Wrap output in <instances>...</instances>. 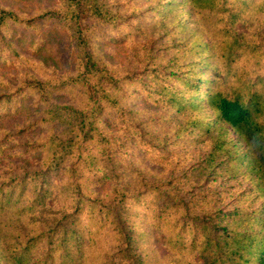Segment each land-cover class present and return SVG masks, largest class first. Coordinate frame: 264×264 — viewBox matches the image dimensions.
I'll use <instances>...</instances> for the list:
<instances>
[{
    "label": "trees",
    "instance_id": "trees-1",
    "mask_svg": "<svg viewBox=\"0 0 264 264\" xmlns=\"http://www.w3.org/2000/svg\"><path fill=\"white\" fill-rule=\"evenodd\" d=\"M261 11L0 0V264H264ZM179 143L207 151L164 181Z\"/></svg>",
    "mask_w": 264,
    "mask_h": 264
},
{
    "label": "rangeland",
    "instance_id": "rangeland-1",
    "mask_svg": "<svg viewBox=\"0 0 264 264\" xmlns=\"http://www.w3.org/2000/svg\"><path fill=\"white\" fill-rule=\"evenodd\" d=\"M115 5V4H114ZM257 23L261 24L263 23L264 24V11L262 12H259L257 14H255L254 18H253ZM107 28V27H105ZM109 29V28H108ZM109 30H112L109 29ZM127 31V29L124 28L123 30V34ZM3 42V41H2ZM0 41V46L3 45ZM264 44V42H262ZM240 65H241V69L240 71H244L246 72V70L250 69V62L248 61H241L240 62ZM1 66V73H2V78H1V90L3 89V92H8L10 86L12 83H10L7 79H6V70L3 68V64L1 62L0 64ZM173 126H174V123H167L166 124V127H168L166 130L170 131L173 129ZM106 130V129H105ZM122 130H125V129H122ZM107 132V131H105ZM118 138V137H117ZM120 138H118L117 140H119ZM128 141V139H127ZM183 145L182 143H179L178 145V148L177 149L179 151V155L177 156V153L171 157H166L165 160H166V163L164 162L163 164L161 163H158L159 166H156V167H153V168H150V170L152 171V173H156L158 174V172H162V175L158 176L159 178H162L164 181H166L168 178H170L171 176H175V175H178V176H183V175H187V177L191 180L192 179V174L193 173H196L197 174V168L200 166L199 164L197 165V162L202 158V156L200 154H202L203 152L205 153L207 150L204 148V146H196V145H191L189 144V147L185 148V150L183 149ZM187 145V144H186ZM127 146H130V143H127ZM144 151L151 156V149H144ZM155 153L156 150L154 151ZM138 150L135 149V147H133V150H132V154H134V157L132 159H138L137 157L138 156ZM142 154V153H140ZM156 157H154L153 159H162L164 158V156H158V155H155ZM143 157V155L140 156V158ZM39 159V158H38ZM169 162H172L173 163V169L171 172L169 171H166V168L164 165L168 166L169 165ZM141 164H143L141 162ZM121 165V163H120ZM119 165V166H120ZM195 166V167H194ZM136 168L138 169H145V167H138V166H135ZM160 170V171H159ZM169 172V173H168ZM202 178L198 177V181H200ZM189 181V182H190ZM248 182H244L243 186L242 187H245L247 186ZM245 189V188H244ZM93 191H96L97 192V187L95 188L93 186ZM100 192V191H99ZM223 194V193H222ZM147 200V196L143 197L142 201H146ZM138 211L140 212V216H142V214L144 213V211L141 209V208H137ZM128 212H130L131 214H133L132 212V209L129 210ZM140 218L142 217H137L136 219L140 220ZM154 222L157 223V219L154 218ZM135 228V227H134ZM85 255H87V253H85Z\"/></svg>",
    "mask_w": 264,
    "mask_h": 264
}]
</instances>
